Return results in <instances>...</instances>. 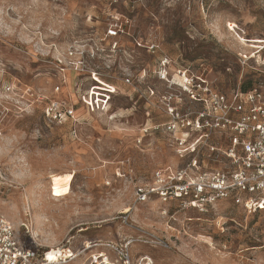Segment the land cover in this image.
I'll return each instance as SVG.
<instances>
[{"label": "rangeland", "instance_id": "1", "mask_svg": "<svg viewBox=\"0 0 264 264\" xmlns=\"http://www.w3.org/2000/svg\"><path fill=\"white\" fill-rule=\"evenodd\" d=\"M117 17L129 33L108 37ZM263 40L264 0H0V214L44 256L132 238V258L155 264H264V210L135 204L155 169L185 164L163 131L137 140L169 119V95L186 100L182 71L232 99L264 91L263 68L242 63ZM93 71L116 87L106 111L87 107ZM58 96L77 99L76 121L45 118Z\"/></svg>", "mask_w": 264, "mask_h": 264}, {"label": "built area", "instance_id": "2", "mask_svg": "<svg viewBox=\"0 0 264 264\" xmlns=\"http://www.w3.org/2000/svg\"><path fill=\"white\" fill-rule=\"evenodd\" d=\"M128 24L129 18L117 17L108 27L106 35L120 37L128 34ZM76 54V49L69 50L70 56ZM254 59L264 70V40L256 53L243 57L242 63ZM59 68L61 71L65 70L61 65ZM76 68L79 72L86 71L83 65H77ZM181 74V86L186 100L169 95V119L143 126L137 140L141 143L146 135L163 131L167 134L175 154L185 164L155 169L151 182L136 187L135 204L148 202L152 197L158 196L164 203L176 201L184 209L200 212H206L222 201H231L249 213L263 211L264 91L254 88L239 92L232 99L215 89L203 75L188 73V70ZM92 76L102 87L92 86V102H87V107L106 111L111 106V94L116 92V87L107 85L97 72L93 71ZM126 81L130 79L127 78ZM60 89V86L56 87L57 91ZM77 104L76 98H52L45 105L44 116L56 124H63L68 119L76 121ZM181 105L188 107L180 109ZM196 105L198 107L194 108ZM125 220L128 223L127 217ZM134 241L135 239L125 238L122 243L91 242L95 245L90 248L85 242L72 256L67 259L60 258L57 263L75 262L89 252L83 264H155L150 255H142L136 260L132 258L130 248ZM99 248H107L116 258L112 260L107 251L98 250ZM50 262L37 249L33 250L24 245L13 224L0 214V264Z\"/></svg>", "mask_w": 264, "mask_h": 264}, {"label": "bare ground", "instance_id": "3", "mask_svg": "<svg viewBox=\"0 0 264 264\" xmlns=\"http://www.w3.org/2000/svg\"><path fill=\"white\" fill-rule=\"evenodd\" d=\"M182 79H183V77H182ZM52 193H54L53 190H52ZM83 230H85V228H81L79 231H83ZM86 246H87L88 248H90V247H93V244H91V243H87ZM50 253H51V252H50ZM58 253H59V252H58ZM67 253H68V250H65V251L62 252L59 256H54L53 253H52V254H50V255H48V256H45V260H49V261H51L50 264H58L57 261H58L60 258H62V259H67L68 257H70V256H72V255L74 254V253L71 252L72 255H67ZM49 257H51V259H50Z\"/></svg>", "mask_w": 264, "mask_h": 264}, {"label": "snow or ice", "instance_id": "4", "mask_svg": "<svg viewBox=\"0 0 264 264\" xmlns=\"http://www.w3.org/2000/svg\"><path fill=\"white\" fill-rule=\"evenodd\" d=\"M51 259V257H49Z\"/></svg>", "mask_w": 264, "mask_h": 264}, {"label": "crops", "instance_id": "5", "mask_svg": "<svg viewBox=\"0 0 264 264\" xmlns=\"http://www.w3.org/2000/svg\"><path fill=\"white\" fill-rule=\"evenodd\" d=\"M140 133V132H139Z\"/></svg>", "mask_w": 264, "mask_h": 264}, {"label": "trees", "instance_id": "6", "mask_svg": "<svg viewBox=\"0 0 264 264\" xmlns=\"http://www.w3.org/2000/svg\"><path fill=\"white\" fill-rule=\"evenodd\" d=\"M246 89V88H245Z\"/></svg>", "mask_w": 264, "mask_h": 264}]
</instances>
